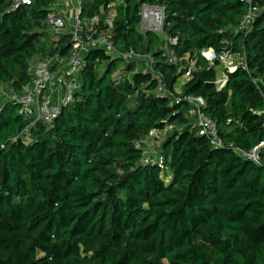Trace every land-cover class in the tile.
<instances>
[{"label": "trees", "instance_id": "trees-1", "mask_svg": "<svg viewBox=\"0 0 264 264\" xmlns=\"http://www.w3.org/2000/svg\"><path fill=\"white\" fill-rule=\"evenodd\" d=\"M59 1L0 0V89L29 86L37 57L54 71L72 59L73 35L48 25ZM79 1L85 21L121 2L113 30L98 33L120 54L151 56L175 97L203 98L223 146L191 125L188 101L155 94L152 74L92 48L51 125L0 97V264H264V155L257 165L240 154L264 141V0L248 33L236 32L243 0ZM145 5L163 9L162 36L140 31ZM208 49L244 58L222 89ZM189 57L197 70L178 93ZM168 127L165 170L144 165L136 143Z\"/></svg>", "mask_w": 264, "mask_h": 264}, {"label": "built area", "instance_id": "built-area-1", "mask_svg": "<svg viewBox=\"0 0 264 264\" xmlns=\"http://www.w3.org/2000/svg\"><path fill=\"white\" fill-rule=\"evenodd\" d=\"M248 7V12L236 32H250L252 24L261 14L262 9L257 3V0H243ZM32 0H16V7L20 5H31ZM120 1L111 3L103 9L101 15H98L90 20L81 18V7L79 1V13L71 19L73 35V57L65 65L63 59L56 61L64 63L62 69H52L53 60L49 59L44 63L38 64L34 71V79L22 92L12 94L11 100L20 108V114L32 119V125L42 123L51 125L59 116L63 107H67L74 103V97L80 88L78 77L82 71L84 57L92 48H100L112 57L122 56L127 64L134 63L138 68H143L147 73L154 77L156 83L155 94L159 97L171 96L176 104L182 100L188 101L192 105L191 113L197 118V126L200 128V134L207 137L215 148H221L223 143L219 138L218 127L213 119L208 117L205 112V101L201 97H175L169 93L165 84L162 73L155 71V61L149 55H141L130 50L125 54H120L110 41L108 34L98 33V27L103 24L107 31L113 30L114 21L116 18V9L120 5ZM142 23L146 20L151 22L150 32L159 34L163 31L164 11L160 7H152L145 5L141 11ZM48 25L50 31L55 35H61L68 30L66 17L61 13L52 9L48 15ZM161 34V33H160ZM176 43V39L173 40ZM203 58L211 65L219 64L224 70L233 71L242 65L244 58L238 54H232L228 51L217 53L213 49L204 50ZM171 63L175 59H170ZM197 70V61L189 57L187 70L182 78L185 82L190 80L192 73ZM124 77V72H121L116 82H120ZM227 75L224 73L219 76L217 86L222 89L227 83ZM172 127L166 130H153L149 135L136 143L137 149L143 150L142 163L144 165H158L162 170H165V158L160 150L163 141L166 138L167 132ZM240 154L247 160L260 165L261 157L264 155V141L254 147L249 152L240 151Z\"/></svg>", "mask_w": 264, "mask_h": 264}, {"label": "rangeland", "instance_id": "rangeland-1", "mask_svg": "<svg viewBox=\"0 0 264 264\" xmlns=\"http://www.w3.org/2000/svg\"><path fill=\"white\" fill-rule=\"evenodd\" d=\"M62 0H60V2H61ZM63 1H65L66 2V4H65V6H70V5H68V3L69 4H71V3H74V0H63ZM65 2H63V4L65 3ZM63 8H66L67 9V7H64L63 6ZM72 11H74L73 9H72ZM79 12V11H78ZM71 16H73L72 14H71ZM68 19H71V18H68ZM150 25H151V22L149 21V20H146L145 21V23H141V25H140V31L141 32H143V33H146V32H150L151 31V28H150ZM161 33V34H160ZM159 34L162 36L163 35V31L161 30V32H160ZM109 36V38H110V34L108 35ZM166 36L164 37V39L166 40ZM41 61V59L40 60H37V61H35L34 63H33V69H32V71L34 70L35 71V69H36V67L38 66V64L37 63H39ZM103 69H104V66L102 65L101 66V68H100V71H103ZM217 71H218V73L221 75V72L223 71V67L222 66H219L218 68H217ZM128 74H126V73H124V77L125 76H127ZM130 76H132V74L130 75ZM182 91L181 90H179V92L178 93H181ZM12 93H13V91H12V89H11V87L9 86V85H2L1 86V89H0V97L3 99V100H6V99H11L12 98ZM188 119H189V121H190V123H191V125H193V126H197V118H196V116L193 114V113H190L189 115H188ZM172 129V128H171ZM171 131V130H170Z\"/></svg>", "mask_w": 264, "mask_h": 264}, {"label": "crops", "instance_id": "crops-1", "mask_svg": "<svg viewBox=\"0 0 264 264\" xmlns=\"http://www.w3.org/2000/svg\"><path fill=\"white\" fill-rule=\"evenodd\" d=\"M63 2H65V1H63V0L61 2L59 1V4L56 5V7L54 9L57 12L61 13L62 15H64V17H66L67 23H68V27H69L68 28V32H70L72 30L71 19H72V17H74V15H76L77 13H79L78 12L79 11V0H74V3H71V4L68 3V5H70V6H65L66 2L64 4H63ZM63 6L64 7H67V9L66 8H63ZM72 9L74 11H72ZM71 14L73 16H71ZM68 18H71V19H68ZM53 39H54V37H53ZM40 59H41V61L39 63H37V64L44 63V62H46V61L49 60V58L37 57L34 61H37V60H40ZM64 63H65V61H64ZM224 71L225 70L223 69V71L221 72V75H223L225 73ZM221 75L219 74V76H221ZM184 83H185V81L182 80V79L179 81V83L177 85V88H176L178 92H179V90L182 91V87H183ZM7 100H11V99H6L5 101H7Z\"/></svg>", "mask_w": 264, "mask_h": 264}]
</instances>
